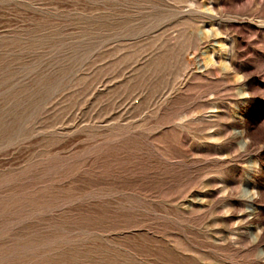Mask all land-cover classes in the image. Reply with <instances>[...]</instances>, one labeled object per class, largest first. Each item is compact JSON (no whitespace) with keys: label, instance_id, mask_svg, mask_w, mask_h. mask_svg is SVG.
<instances>
[{"label":"rangeland","instance_id":"1","mask_svg":"<svg viewBox=\"0 0 264 264\" xmlns=\"http://www.w3.org/2000/svg\"><path fill=\"white\" fill-rule=\"evenodd\" d=\"M0 264H264V0H0Z\"/></svg>","mask_w":264,"mask_h":264}]
</instances>
